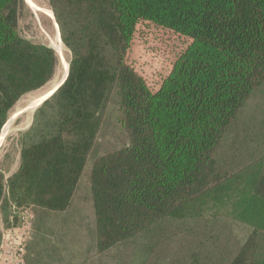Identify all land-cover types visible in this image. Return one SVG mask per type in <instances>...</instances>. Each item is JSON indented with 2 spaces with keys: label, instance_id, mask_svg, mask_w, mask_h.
<instances>
[{
  "label": "trees",
  "instance_id": "trees-1",
  "mask_svg": "<svg viewBox=\"0 0 264 264\" xmlns=\"http://www.w3.org/2000/svg\"><path fill=\"white\" fill-rule=\"evenodd\" d=\"M47 1L68 74L21 134L16 170L0 169V248L26 207V264H264V226L243 217L264 211V0ZM25 8L0 0V130L60 66L19 33ZM140 21L189 39L155 90L128 60ZM252 99L260 140L232 167L221 148ZM110 102L122 141L91 156Z\"/></svg>",
  "mask_w": 264,
  "mask_h": 264
},
{
  "label": "rangeland",
  "instance_id": "rangeland-1",
  "mask_svg": "<svg viewBox=\"0 0 264 264\" xmlns=\"http://www.w3.org/2000/svg\"><path fill=\"white\" fill-rule=\"evenodd\" d=\"M31 1L37 5L38 8H42L43 12L42 10L40 11L39 9L30 7L26 0H24L26 8L23 10L18 20L17 29L19 33L27 39L33 42H43L51 46L49 40L51 36H54L56 33L53 12L51 11L47 0ZM46 12L51 13V16L47 15ZM188 42L189 39L185 36L176 34L168 29L160 28L150 22L140 21L136 26L128 60L135 67V69L145 77L149 87L152 90H155L160 84L162 78L169 72L177 55L187 46ZM63 45L65 48V58L68 62L71 52L64 43ZM63 73L64 70L60 60L58 72L49 83L36 91L23 95L13 106L8 118H10L15 113H17V116L14 118L13 122H11L12 125L10 127V131L6 134L0 145V169L7 175L16 170L18 167L19 151L21 148V134L31 126L33 121L32 113L30 115L24 109L26 108L27 104L37 97L48 94V92L61 81ZM257 108L258 100L252 99L249 105L244 108L243 112L240 114L237 124L234 126L233 131L231 134H229L226 143L221 148L223 159L226 158L227 160H232L230 163L232 167H240L245 165L247 162H252L250 159L251 156L249 141H255L258 143L260 139H258L255 131L251 132L252 127H250L249 124L255 118L253 111H255ZM117 115L118 113L116 106L112 102L108 103L104 115L103 125L99 130V140L98 134L94 149L90 153L91 156L95 152H98L102 146H104V148H108L115 145L117 142L122 141V134L116 121ZM258 125L259 121L257 122V126ZM250 136L253 139L250 138ZM231 142L232 147L230 146ZM241 147H243L241 155H239L238 158H233L230 150H233L234 148H238L239 150ZM238 150H236V152ZM240 193V198L244 197L242 198V201L244 202L246 198L248 201L244 204V207L247 208V204L249 203L252 208L253 203H251V196L248 194V192L242 190ZM234 199L235 192L232 191L227 196L226 200H224L225 204L228 205L226 208L230 209V207H232ZM213 208L207 209L210 211L204 213L202 218L214 220L211 218L213 212L212 210H216L220 207ZM243 209L241 208V205H237L236 208L233 207L232 211L241 212ZM220 210H222V208H220ZM247 210V214L243 216L245 220L253 222L255 221L264 226V211H255L254 208H252V210ZM132 264H138L136 256L134 257Z\"/></svg>",
  "mask_w": 264,
  "mask_h": 264
},
{
  "label": "built area",
  "instance_id": "built-area-1",
  "mask_svg": "<svg viewBox=\"0 0 264 264\" xmlns=\"http://www.w3.org/2000/svg\"><path fill=\"white\" fill-rule=\"evenodd\" d=\"M16 224L3 231L0 264H26L27 242L32 231L33 212L29 208L15 210Z\"/></svg>",
  "mask_w": 264,
  "mask_h": 264
},
{
  "label": "bare ground",
  "instance_id": "bare-ground-1",
  "mask_svg": "<svg viewBox=\"0 0 264 264\" xmlns=\"http://www.w3.org/2000/svg\"><path fill=\"white\" fill-rule=\"evenodd\" d=\"M26 2L28 3V5L30 7L34 8V9H39L40 11L42 10V12H43V9L42 8H38V6L35 5L31 0H26ZM46 13H47V15L51 16V13H48V12H46ZM54 26H55L56 33H55L54 36H51L49 41L51 43V47H53L55 49V51L57 52V54L59 55V58L61 60V64H62V67H63V70H64V73H63V75H64L66 73V70H67V67H68V62L66 61V58H65V48H64V45H63V43H62V41H61V39L59 37L58 30H57V25H56L55 21H54ZM62 80H63V76L61 78V81ZM58 81H60V80H58ZM46 95H48V94H45L44 96H41V97H37L36 99L31 101L29 104H27V106L25 108L27 113L31 115V113L34 110V108L44 99V97ZM10 127H11V121H8L6 123V125H4L3 130H2V132L0 134V144H1L2 140L4 139L5 135L10 131Z\"/></svg>",
  "mask_w": 264,
  "mask_h": 264
},
{
  "label": "water",
  "instance_id": "water-1",
  "mask_svg": "<svg viewBox=\"0 0 264 264\" xmlns=\"http://www.w3.org/2000/svg\"><path fill=\"white\" fill-rule=\"evenodd\" d=\"M56 23V22H55ZM57 25V24H56ZM57 29H58V26H57ZM53 48V47H52ZM54 49V48H53ZM55 50V49H54ZM68 68H69V64H68V67H67V70H66V73L63 75V80L62 81H60L49 93H48V95H46L45 97H44V99L34 108V110L44 101V100H46L50 95H52V93L55 91V90H57L60 86H61V84H63V82L65 81V79H66V76H67V74H68ZM25 110V109H24ZM34 110L32 111V115H33V112H34ZM17 116V113H15V114H13L10 118H8L7 119V121L6 122H8V121H11V122H13V120H14V118ZM5 122V123H6ZM5 123H4V125H5ZM3 125V126H4ZM11 125H12V123H11ZM3 129V127L1 128V130ZM1 130H0V132H1ZM6 136V135H5ZM5 138V137H4ZM4 140V139H3ZM2 140V141H3ZM2 143V142H1ZM1 145V144H0Z\"/></svg>",
  "mask_w": 264,
  "mask_h": 264
}]
</instances>
